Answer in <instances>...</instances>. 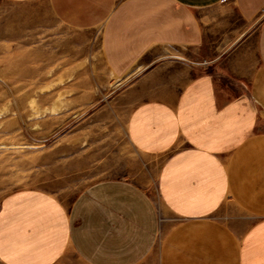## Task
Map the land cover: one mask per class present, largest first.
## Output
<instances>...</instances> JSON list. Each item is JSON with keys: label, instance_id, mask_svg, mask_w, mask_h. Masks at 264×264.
I'll return each mask as SVG.
<instances>
[{"label": "crops", "instance_id": "crops-1", "mask_svg": "<svg viewBox=\"0 0 264 264\" xmlns=\"http://www.w3.org/2000/svg\"><path fill=\"white\" fill-rule=\"evenodd\" d=\"M44 2L65 29L95 31L127 86L130 145L166 154L160 207L120 179L88 187L63 216L49 198H14L0 216L1 260L264 264V0Z\"/></svg>", "mask_w": 264, "mask_h": 264}, {"label": "rangeland", "instance_id": "rangeland-1", "mask_svg": "<svg viewBox=\"0 0 264 264\" xmlns=\"http://www.w3.org/2000/svg\"><path fill=\"white\" fill-rule=\"evenodd\" d=\"M93 34L62 27L44 0H0V216L30 195L51 199L63 216L88 187L113 179L140 186L160 207L167 156H146L128 142L127 86L105 67Z\"/></svg>", "mask_w": 264, "mask_h": 264}]
</instances>
